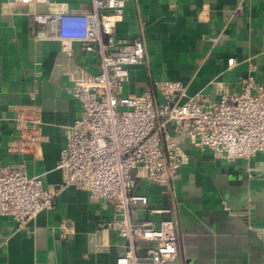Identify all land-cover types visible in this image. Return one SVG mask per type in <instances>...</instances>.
<instances>
[{"label":"crops","instance_id":"0c3cea01","mask_svg":"<svg viewBox=\"0 0 264 264\" xmlns=\"http://www.w3.org/2000/svg\"><path fill=\"white\" fill-rule=\"evenodd\" d=\"M72 9L89 10L90 0H0V166L24 163L30 177L52 189L66 178L57 168L65 128L83 114L68 89L74 78L99 73V57L81 43L65 53L58 41L38 40L45 27L32 15ZM117 36H138L146 49L145 63L130 69L126 95L172 80L184 84L183 102L201 94L216 101L241 92L251 66L264 88V0H130ZM30 110L43 121L41 137L19 153L12 149L22 134L18 119L25 123ZM182 145L190 161L170 188L139 184L150 203L137 218L157 226L175 221L178 264H264V153L228 160L187 140ZM113 217L110 203L67 186L26 228L0 214V264H115L126 241L100 226Z\"/></svg>","mask_w":264,"mask_h":264},{"label":"built area","instance_id":"2783aa9c","mask_svg":"<svg viewBox=\"0 0 264 264\" xmlns=\"http://www.w3.org/2000/svg\"><path fill=\"white\" fill-rule=\"evenodd\" d=\"M48 4L51 0H18ZM130 0H90L91 9L63 13H33L45 27L36 38L54 40L68 53L75 43L99 57V73L89 79L74 78L68 91L79 99L83 114L65 128L66 145L57 168L66 178L58 189L46 188L40 177H30L24 163L0 166V214L26 228L41 212L53 208L59 190L76 186L103 199L114 217L101 228L126 241L115 264H178L179 233L172 218L160 225L138 219L137 211L149 206L147 195L137 191L142 182L170 188L190 161L183 141L226 158L241 160L264 153V88L256 67L244 79L239 93H221L211 101L197 95L185 102L180 81L153 82L141 95L124 94L130 69L146 61L140 37L119 38ZM229 60V66L235 65ZM25 123L18 119L20 139L12 145L27 153L40 140L43 121L35 110ZM155 213H170L155 210Z\"/></svg>","mask_w":264,"mask_h":264}]
</instances>
